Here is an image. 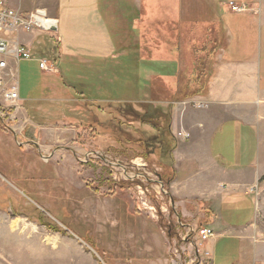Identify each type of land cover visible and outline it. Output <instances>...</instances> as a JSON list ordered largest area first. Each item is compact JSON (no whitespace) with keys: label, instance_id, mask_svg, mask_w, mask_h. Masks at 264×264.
<instances>
[{"label":"crops","instance_id":"1","mask_svg":"<svg viewBox=\"0 0 264 264\" xmlns=\"http://www.w3.org/2000/svg\"><path fill=\"white\" fill-rule=\"evenodd\" d=\"M103 1L47 0L52 9H42L57 21L53 36L60 60L52 61L46 86L37 89H53L47 98L37 94L20 103L39 104L34 107L38 115L58 113L61 103L71 99L58 96L48 83L62 75L64 64L103 76L102 69L132 65L128 57H136V97L125 100L142 102L147 84L155 80L164 87L155 88L157 94L184 98L173 103L176 141L169 158L160 161L169 165L170 160L173 171L166 186L170 214L214 231L204 241L188 239L196 264H264V0H199L195 5L192 0H132L134 11L129 12L121 1L108 0L102 8ZM230 2L245 10L232 11ZM20 40L32 46L23 36ZM13 64L8 71L17 83ZM97 97L109 102L118 96ZM61 130L71 131L57 124L37 127L43 139L57 141L64 138ZM71 230L70 235L48 234L9 203L0 209V264H83L85 258L98 264ZM167 235L175 239L173 232Z\"/></svg>","mask_w":264,"mask_h":264},{"label":"rangeland","instance_id":"2","mask_svg":"<svg viewBox=\"0 0 264 264\" xmlns=\"http://www.w3.org/2000/svg\"><path fill=\"white\" fill-rule=\"evenodd\" d=\"M5 1L21 10L51 7L47 0ZM107 1L102 2V8ZM119 1L124 3L125 12L134 11L133 7H129L132 0H116ZM191 4H199V0H192ZM53 34L37 31L20 34L25 43L32 44V58L13 64L17 70L20 98H37V94H42L44 98L50 96L51 93L47 92L50 87L43 91L37 89L41 84L46 86L49 76L39 68L37 59L40 56L33 49L43 48L42 37L51 35L54 38ZM65 69L73 81L85 84L81 85L84 87L82 90L88 95L118 96L123 99L117 97L110 101L125 108L131 107L139 114L155 115V109L161 108L171 116L174 101L184 100L164 98L165 92L157 94L155 88L161 91L164 87L155 80L147 84L142 102H127L126 98L136 97L137 85L133 76L128 78L125 74L120 78L119 74L102 69L100 73L107 78L104 81L102 75L95 73L94 77L87 68ZM120 73L124 75L121 70ZM50 78L48 84L60 92V78ZM8 80L10 82L12 78ZM154 100H159L160 103H157H162V106L156 105ZM79 102L83 106L82 101ZM37 106L39 104L24 103L6 106L0 102V209L4 210L10 203L16 213H23L36 226L45 227L51 235L61 232L46 227L42 220L52 222L61 230L72 229L98 264H196L189 242L199 239L195 231L197 228L181 222L176 213L170 214L167 183L161 179L164 168L160 159H168L170 152H153L146 161L137 146L124 148L125 153L113 135L102 134V131L94 135L72 121L65 122L59 113L38 115L34 112ZM26 118L34 121L37 127L57 124L71 131L58 132L65 138L61 141L49 137L43 139L42 133L37 132V127L28 123ZM169 127L173 136L171 118ZM73 128L80 133L74 134ZM149 128L145 125L144 133H149ZM31 140L40 145H33ZM175 141L174 137V144ZM112 163L126 165V174L121 169H112ZM163 164L171 168L170 160L169 165ZM21 187L28 191L23 192ZM17 188L21 191L18 192ZM153 205L160 206V209ZM136 207H140V211ZM168 232H173L175 239L170 238ZM35 248H38L37 245ZM82 262L88 264L86 258ZM30 264L43 263L32 260Z\"/></svg>","mask_w":264,"mask_h":264},{"label":"trees","instance_id":"3","mask_svg":"<svg viewBox=\"0 0 264 264\" xmlns=\"http://www.w3.org/2000/svg\"><path fill=\"white\" fill-rule=\"evenodd\" d=\"M42 38L43 48L39 49L37 47L33 51L41 58L45 57L50 61L58 63L60 56L57 41L50 36H43ZM128 58L129 64L132 63V65L110 66L106 67V70H109L112 74H119L120 78L125 76V74L126 76L128 75V78H131L135 71L133 63L136 57L132 58L129 56ZM62 67H64L62 75L59 77L62 86H59L60 92H56V94L71 99L61 103L58 107L60 111L58 113L63 116L65 122L72 121L78 127H85L92 131L94 135H98L101 131L102 134L113 135L118 145L123 147L122 149L125 153L126 150L124 148L128 149L130 145L137 146L146 161L149 160L148 157L153 152L161 153L167 149H169V151L167 150L168 152H171L174 147V137L169 127L170 114L165 109H157L155 115L153 113L146 115L136 113L131 107H122L119 103L97 101V96L93 97L82 90L84 87L81 85L85 84L80 82L78 85L76 81H73L66 74L65 68H73V66H65L64 64ZM120 70L124 75L120 73ZM52 89L50 87V90ZM72 100L77 102H72ZM79 101H82L83 106L79 105L81 103ZM145 125L150 127L149 133L147 134L146 132L144 133ZM161 165L165 170L161 174V179L168 183L172 178V168H168L164 164ZM7 177L9 176L7 175ZM42 223L50 229L60 231L65 235H70L68 231L61 230L57 226H54L52 222L49 223L42 220Z\"/></svg>","mask_w":264,"mask_h":264},{"label":"built area","instance_id":"4","mask_svg":"<svg viewBox=\"0 0 264 264\" xmlns=\"http://www.w3.org/2000/svg\"><path fill=\"white\" fill-rule=\"evenodd\" d=\"M234 12L244 11V6L230 2ZM57 21L51 18L44 9L36 8L29 12L20 11L10 6L5 0H0V102L4 105L17 106L21 102L18 84L14 75L9 73L12 62L32 58V52L20 40V34L37 31L53 34L56 31ZM51 36V35H50ZM39 68L44 72H52L54 64L45 57L38 58ZM12 78L9 82L8 78ZM181 134V133H180ZM184 136H189L184 134ZM105 161H107L105 159ZM112 169L122 170L126 174V165L112 163ZM199 239L204 241L214 236V231L208 227H199L196 230Z\"/></svg>","mask_w":264,"mask_h":264}]
</instances>
